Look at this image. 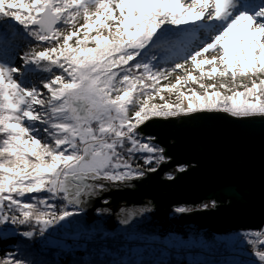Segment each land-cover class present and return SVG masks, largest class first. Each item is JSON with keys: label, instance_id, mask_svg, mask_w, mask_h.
Wrapping results in <instances>:
<instances>
[{"label": "snow or ice", "instance_id": "obj_1", "mask_svg": "<svg viewBox=\"0 0 264 264\" xmlns=\"http://www.w3.org/2000/svg\"><path fill=\"white\" fill-rule=\"evenodd\" d=\"M22 39L36 43L21 50ZM216 76L249 82L221 83L225 95L201 82ZM203 112L264 118V0H0V225L43 236L70 207L166 162L142 126ZM238 235L264 264V225ZM0 264L29 262L13 252Z\"/></svg>", "mask_w": 264, "mask_h": 264}, {"label": "water", "instance_id": "obj_2", "mask_svg": "<svg viewBox=\"0 0 264 264\" xmlns=\"http://www.w3.org/2000/svg\"><path fill=\"white\" fill-rule=\"evenodd\" d=\"M141 131L155 137L166 162L155 172L146 171L143 177L126 183H112L87 198L83 211L76 209L71 218L78 228L71 227L67 219L70 227H63L65 231L81 228L124 235V227L134 222L128 208H143L146 201L154 210L148 222L136 224L143 226L137 232L161 239L174 233L182 240L200 237L214 244L217 235L226 239L231 233L264 225V118L193 113L154 119ZM179 165H185L186 170L177 171ZM169 173L173 179L166 177ZM213 199L220 205L215 209L196 208L169 216L173 206L194 207ZM177 245L161 248L172 251Z\"/></svg>", "mask_w": 264, "mask_h": 264}, {"label": "trees", "instance_id": "obj_3", "mask_svg": "<svg viewBox=\"0 0 264 264\" xmlns=\"http://www.w3.org/2000/svg\"><path fill=\"white\" fill-rule=\"evenodd\" d=\"M79 23H82V20L77 23V26H79ZM60 27L62 31L67 32L69 30L66 26L60 25ZM35 43L32 41L30 44L28 41L22 39L20 41V49L23 50L25 48L27 50ZM175 62L179 63L182 61L177 60ZM159 67L167 69L172 67V64H161ZM208 67L205 66L206 70ZM186 68L191 70V65H186ZM177 74L182 75L183 73H173L168 80H161V84L174 83ZM194 74L199 75L198 72ZM247 81L243 80L245 84L248 83ZM201 82L204 84L215 83L217 88H220L219 85L221 83H227L232 88L234 86L230 76L223 78L216 76L212 80L204 79ZM240 82L237 78L236 84L239 85ZM188 88H195L201 94L204 92L195 83L190 82L183 90L187 91ZM162 94L166 100H169V98L177 99L176 92L169 93L165 91ZM157 100L159 98L153 102L155 103ZM140 155L138 153L134 158V166L136 164L144 166L143 160L139 159ZM151 166L157 167L156 162L153 161ZM72 210L75 213V209L72 208ZM56 226V229L50 236L45 237L37 234L33 238L19 235L20 232L28 230V226L17 229H0V231L4 232V234H0V256L14 252L19 258L28 261L29 264H257L255 261L239 256L242 254V251L235 245L232 247L228 245L225 236H215L214 244L204 243L202 238L200 239L201 241H197V243L201 242V244H194L195 242L192 241L181 246L179 244L172 251H165L160 246L151 244L161 242V238L145 235H138L139 237L146 238V242H143L140 246L109 241L107 243H96L86 248H77L71 245L70 240L75 237L79 238L86 231L79 230L75 235L65 237L62 233L67 229H62L58 225ZM52 239L56 243L51 242L50 240ZM58 241L66 242L67 244H59ZM177 248L181 249V251L177 250ZM196 256H199V258L197 259Z\"/></svg>", "mask_w": 264, "mask_h": 264}, {"label": "built area", "instance_id": "obj_4", "mask_svg": "<svg viewBox=\"0 0 264 264\" xmlns=\"http://www.w3.org/2000/svg\"><path fill=\"white\" fill-rule=\"evenodd\" d=\"M23 226H12V225H8V226H4V225H0V229L1 230H5L7 228H21ZM56 225L51 226L50 230L47 231L43 236L48 237L51 235V233L56 229ZM240 232L242 231H238V232H234L228 235V237H226V242L228 243V245L232 246H237L241 251H242V257H244L245 259H249L252 261H255L257 264H260L259 260L257 257L254 256L252 249L243 242L242 238L238 235ZM173 235H169L167 234L164 238L161 239V242L158 243H151L152 245H157L166 249H171L173 247V245L176 244V242H178L180 235L178 234H174V233H170ZM115 235V234H114ZM116 235H120V234H116ZM175 236L177 240H172L171 237ZM109 241H114L117 243H122V242H127L129 243L131 240L129 237H127L126 235H120V237L118 236H113L112 238H109L107 236H96L93 235L92 236H88L86 238L84 237H79L77 239H74L73 241L70 240V243L73 247H77V248H86L89 247L91 245H94L96 243H107ZM171 241H176V242H171ZM240 255V256H241Z\"/></svg>", "mask_w": 264, "mask_h": 264}, {"label": "rangeland", "instance_id": "obj_5", "mask_svg": "<svg viewBox=\"0 0 264 264\" xmlns=\"http://www.w3.org/2000/svg\"><path fill=\"white\" fill-rule=\"evenodd\" d=\"M23 50H26L25 48H23ZM30 79L31 80H39L40 79V76H38V75H34V76H31L30 77ZM238 80H239V82L241 81V80H248V78L247 77H244V78H240V77H238ZM246 82V81H245ZM247 82H249V80L247 81ZM211 84V83H210ZM233 90H243L242 88H240L239 87V85L238 84H236V85H234L233 86ZM217 90H219V91H221L222 93H224L225 95H230L231 93L230 92H227L226 90H224V89H221V88H217ZM170 103H177L178 101H177V99L176 98H169V100H168ZM155 103H163V101H160V100H157ZM184 104H185V106L187 105V101L185 100L184 101ZM190 115V114H189ZM181 116H185V115H181ZM187 116V115H186ZM69 210L70 211H73L72 210V208L70 207L69 208ZM67 219L71 222L70 223V225L71 226H73V228H75V226H74V222L72 221V219H71V217H69V218H66V220L65 221H61L60 223H59V225L58 226H60L62 229H63V227H65V228H69V222L67 221ZM51 228V227H50ZM50 228H49V230H50ZM48 230V231H49ZM1 233H3L4 234V232H2V231H0V234ZM75 233L76 232H71V233H68V232H63L62 234L65 236V237H67V236H73V235H75ZM92 234L93 235H96V236H107V237H109V238H112L113 236H118V237H120V235H114V234H111V233H108V232H100V233H97V232H95V231H86V233L85 234H83V235H80V237H84V238H86V237H88V236H92ZM125 235V234H124ZM169 235H173V234H169ZM126 236L127 237H129L130 238V242L129 243H127V242H122L123 244H127V245H129V244H135L134 246H140V245H142L143 244V242H146V238H143V237H139L138 236V234H134V235H128L127 233H126ZM171 237V236H170ZM226 237H228V236H226ZM178 238H179V240H178V242H176V241H171V242H176V244L175 245H179V246H181V245H184V244H186V243H190V241H192V242H195L194 244H201V242H199V243H197V241L199 240V241H201L200 239V237L198 238V239H193V238H191V237H189L188 239H186V240H182V238H181V236L179 237L178 236ZM220 238V237H219ZM219 238H217V239H219ZM74 239H77V237H75V238H72L71 240L73 241ZM171 239L172 240H177L176 239V237L175 236H172L171 237ZM203 239V238H202ZM148 240V239H147ZM204 240V239H203ZM51 242H54V243H56L55 242V240H50ZM184 241V242H183ZM59 242V241H58ZM67 244L66 242H59V244ZM205 243V242H204ZM150 244V243H149ZM204 245H206V244H204ZM175 249V248H174ZM177 250H179V251H181V249H178L177 248ZM166 251V250H165ZM196 258L198 259L199 258V256H196Z\"/></svg>", "mask_w": 264, "mask_h": 264}, {"label": "flooded vegetation", "instance_id": "obj_6", "mask_svg": "<svg viewBox=\"0 0 264 264\" xmlns=\"http://www.w3.org/2000/svg\"><path fill=\"white\" fill-rule=\"evenodd\" d=\"M209 201H205L203 203H207ZM179 206H185V207H188L191 210H193V209H196L199 205L198 206H194V207L193 206L184 205V204L173 206L171 208V213L169 214L170 217H172V216L177 214V212H175V208L179 207ZM153 210H154V207H153L152 203L147 202V201L145 202V205L143 206V208L140 207V208H136L134 210L128 208V212L131 213V215H132V217L134 219V222H132L131 225H126L124 227V230H127V234L128 235L138 234V235L143 236L144 234H140V233L137 232L138 230H142L143 226H141V227L140 226H136V224H140V223L144 224V223L148 222V220L151 219L150 213ZM75 213H77L76 210H75ZM145 236H147V235H145Z\"/></svg>", "mask_w": 264, "mask_h": 264}, {"label": "crops", "instance_id": "obj_7", "mask_svg": "<svg viewBox=\"0 0 264 264\" xmlns=\"http://www.w3.org/2000/svg\"><path fill=\"white\" fill-rule=\"evenodd\" d=\"M76 210V209H75ZM77 211V210H76ZM75 214V213H74ZM72 218V217H71ZM71 223V222H70ZM74 226H75V228H78V225L76 224V223H74ZM70 227V226H69ZM71 227H73V226H71ZM79 230H83V229H81V228H79ZM75 232H77L78 233V231H75Z\"/></svg>", "mask_w": 264, "mask_h": 264}]
</instances>
